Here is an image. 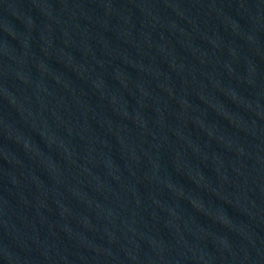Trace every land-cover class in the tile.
I'll list each match as a JSON object with an SVG mask.
<instances>
[{"label": "water", "instance_id": "1", "mask_svg": "<svg viewBox=\"0 0 264 264\" xmlns=\"http://www.w3.org/2000/svg\"><path fill=\"white\" fill-rule=\"evenodd\" d=\"M0 264H264V0H0Z\"/></svg>", "mask_w": 264, "mask_h": 264}]
</instances>
